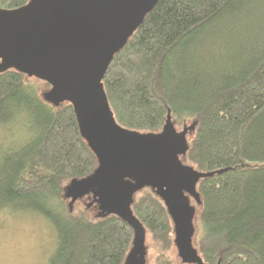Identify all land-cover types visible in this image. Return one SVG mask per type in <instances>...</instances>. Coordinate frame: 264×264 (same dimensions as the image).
Listing matches in <instances>:
<instances>
[{"label":"trees","instance_id":"16d2710c","mask_svg":"<svg viewBox=\"0 0 264 264\" xmlns=\"http://www.w3.org/2000/svg\"><path fill=\"white\" fill-rule=\"evenodd\" d=\"M28 1L0 0V7ZM215 37L225 42L220 50L212 47ZM39 82L51 86L16 68L0 71L7 135L0 209L50 222L54 246L46 264H123L133 228L117 214H91L96 204H70L66 185L91 174L98 158L73 104L47 101ZM103 84L125 127L160 131L169 110L177 129L195 123L180 157L214 171L197 183L200 200L191 197L203 260L264 264V0H158L115 53ZM132 210L146 228V248L148 235L155 243L153 264H197L179 256L173 219L151 186L136 191Z\"/></svg>","mask_w":264,"mask_h":264},{"label":"water","instance_id":"95a60500","mask_svg":"<svg viewBox=\"0 0 264 264\" xmlns=\"http://www.w3.org/2000/svg\"><path fill=\"white\" fill-rule=\"evenodd\" d=\"M157 1L29 0L16 8L0 7V71L16 68L46 80L51 84L43 92L47 101L73 104L98 165L91 174L70 180L65 193L70 204L91 195L100 215L117 214L132 226L123 264H147L146 228L132 210L136 191L145 186L163 198L182 260L209 264L194 244L191 197L200 200L197 183L214 171L199 170L180 157L195 123L177 129L169 110L160 131L125 127L117 122L103 84L115 53Z\"/></svg>","mask_w":264,"mask_h":264},{"label":"rangeland","instance_id":"374dc122","mask_svg":"<svg viewBox=\"0 0 264 264\" xmlns=\"http://www.w3.org/2000/svg\"><path fill=\"white\" fill-rule=\"evenodd\" d=\"M221 43L225 42L215 37L212 47L219 48ZM39 87L43 90L42 93L48 89L43 82H39ZM6 140V132L0 126V146ZM1 149L2 147L0 151ZM89 201V197L78 198L74 202V207L78 209ZM191 202L195 205L192 198ZM97 211L96 207H89L91 214ZM53 246L54 232L50 227V222L46 219L34 212H9L0 209V264H46ZM147 248L148 264H153L156 253L155 243L149 235L147 236ZM171 253L175 258L178 257L175 246L171 249Z\"/></svg>","mask_w":264,"mask_h":264},{"label":"flooded vegetation","instance_id":"af4514ba","mask_svg":"<svg viewBox=\"0 0 264 264\" xmlns=\"http://www.w3.org/2000/svg\"><path fill=\"white\" fill-rule=\"evenodd\" d=\"M85 197H89L90 198V201H89V203L91 202V200H92V197H91V195H86ZM91 204V203H90ZM93 204H96L95 202L93 203ZM96 208H97V210H98V207H97V205L95 206ZM98 212H99V210H98Z\"/></svg>","mask_w":264,"mask_h":264}]
</instances>
